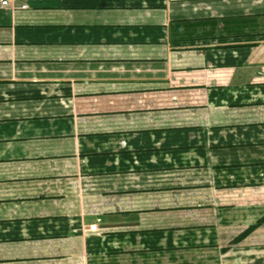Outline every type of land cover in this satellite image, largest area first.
<instances>
[{
	"label": "crops",
	"instance_id": "obj_1",
	"mask_svg": "<svg viewBox=\"0 0 264 264\" xmlns=\"http://www.w3.org/2000/svg\"><path fill=\"white\" fill-rule=\"evenodd\" d=\"M3 1L0 264H264V0Z\"/></svg>",
	"mask_w": 264,
	"mask_h": 264
},
{
	"label": "built area",
	"instance_id": "obj_2",
	"mask_svg": "<svg viewBox=\"0 0 264 264\" xmlns=\"http://www.w3.org/2000/svg\"><path fill=\"white\" fill-rule=\"evenodd\" d=\"M2 4L5 5V6L6 5H9L10 4V1L5 0V1L2 2ZM21 8H25V6H22Z\"/></svg>",
	"mask_w": 264,
	"mask_h": 264
},
{
	"label": "trees",
	"instance_id": "obj_3",
	"mask_svg": "<svg viewBox=\"0 0 264 264\" xmlns=\"http://www.w3.org/2000/svg\"><path fill=\"white\" fill-rule=\"evenodd\" d=\"M245 234H243V236H244Z\"/></svg>",
	"mask_w": 264,
	"mask_h": 264
}]
</instances>
